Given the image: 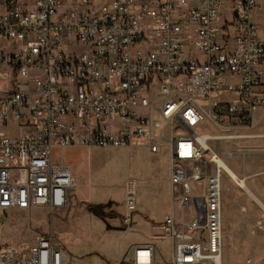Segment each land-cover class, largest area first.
<instances>
[{
    "label": "built area",
    "instance_id": "built-area-1",
    "mask_svg": "<svg viewBox=\"0 0 264 264\" xmlns=\"http://www.w3.org/2000/svg\"><path fill=\"white\" fill-rule=\"evenodd\" d=\"M258 7L0 0V236L16 211L52 216L67 206L76 180L60 151L145 148L169 157L173 207L160 228L171 257L158 263L157 246L142 243L131 246V258L106 264H224V184L234 179L223 163L252 160L264 141L256 125L264 111ZM225 143L235 149L219 152ZM140 185L124 184V230L133 226ZM0 264L75 263L46 232L33 244L0 243Z\"/></svg>",
    "mask_w": 264,
    "mask_h": 264
},
{
    "label": "rangeland",
    "instance_id": "rangeland-1",
    "mask_svg": "<svg viewBox=\"0 0 264 264\" xmlns=\"http://www.w3.org/2000/svg\"><path fill=\"white\" fill-rule=\"evenodd\" d=\"M259 3L253 23L264 41V0ZM256 125L259 133L264 134V111ZM11 137L14 138L12 134ZM252 143L241 148L249 149ZM254 147L257 154L252 160L243 156L227 163L240 177L249 178L257 196V192L264 196V155L260 154L264 151V141L255 143ZM217 149L221 152L235 147L225 143ZM58 156L61 163L72 167L76 184H80L70 192L67 206L55 210L52 216L43 208L16 211L5 221L1 244H33L36 234L53 232L57 243L67 249L75 264H106L125 257L131 246L152 239L157 246L158 263L171 257V241L163 237L159 223H151L149 217L145 220L151 223L153 230L135 218L137 225L122 231L127 180L141 181L137 195L140 208L145 204L143 209L158 220L171 212L172 199L167 185L169 163L165 151L153 155L145 148H79L70 153L60 151ZM224 189V264H246L248 259L264 264V211L234 181L226 179ZM92 192L98 195L97 200L91 199ZM88 207L99 209V215L97 211L96 215L90 212ZM194 213L195 208L185 211L189 220ZM180 214L177 209V215Z\"/></svg>",
    "mask_w": 264,
    "mask_h": 264
},
{
    "label": "crops",
    "instance_id": "crops-1",
    "mask_svg": "<svg viewBox=\"0 0 264 264\" xmlns=\"http://www.w3.org/2000/svg\"><path fill=\"white\" fill-rule=\"evenodd\" d=\"M258 4H259V6H260V3H259V0H258ZM259 8V7H258ZM255 13H257V10L254 12V14ZM254 16V15H253ZM74 149H79V148H71V149H67V150H65L66 152H68V153H70V152H73L74 151ZM167 160H168V163H169V157H168V155H167ZM73 173H74V171H73ZM169 178H170V163H169ZM169 178H168V181H167V185H168V189L170 188V185H169ZM76 180V179H75ZM78 182H81V181H79V179H78ZM141 182V181H140ZM126 183V182H125ZM124 183V184H125ZM78 185H80L79 183L78 184H76V187L78 186ZM82 188V187H81ZM80 190H78V192H79ZM93 193V192H92ZM124 193H125V191H124ZM170 193H171V191H170ZM80 195H82V194H80ZM81 198H83V197H81ZM91 199H96L97 200V196H96V194L95 193H93V196H91ZM171 199H172V197H171ZM84 200L85 201H87V202H90L89 200H87L86 198H84ZM93 202V201H92ZM145 207V204H142V208H140V206H139V203H138V210H137V213H136V215H135V217H134V221H135V218H136V220L139 218L140 220H142V224H143V226L144 227H148V228H150V229H154L152 226H151V223L153 222V223H159V225L161 226V224L163 223V221H164V219H165V217L168 215V214H170L171 212H169V213H166L165 214V216H164V218L162 219V220H158L155 216H153L151 213H149L148 211H146V210H144L143 208ZM172 207H173V201H172ZM171 211H172V208H171ZM124 213H125V211H124V209H123V213H122V215H124ZM138 215V216H137ZM145 217H149L150 218V221H151V223H149V222H147L145 219ZM136 226L137 225V223H135V222H133V226ZM131 229V228H130ZM129 230V229H128ZM128 230H126V231H128ZM144 243H153V240L152 239H147V240H145L144 241ZM132 257V254L131 253H128L127 254V258L129 259V258H131Z\"/></svg>",
    "mask_w": 264,
    "mask_h": 264
},
{
    "label": "bare ground",
    "instance_id": "bare-ground-1",
    "mask_svg": "<svg viewBox=\"0 0 264 264\" xmlns=\"http://www.w3.org/2000/svg\"><path fill=\"white\" fill-rule=\"evenodd\" d=\"M223 165L227 168L228 173L233 177L236 184L239 185V187L246 192V194L251 197L257 205L264 211V196H262L259 192L257 196L254 192V189L252 187V184L245 182L242 177H240L228 164ZM76 186V185H75ZM255 188V187H254ZM94 193V192H93ZM96 194V193H95ZM138 195V192H137ZM98 197V195H97ZM138 198V197H137ZM226 220V219H225ZM224 220V221H225ZM253 260V259H252ZM254 261V260H253Z\"/></svg>",
    "mask_w": 264,
    "mask_h": 264
},
{
    "label": "trees",
    "instance_id": "trees-1",
    "mask_svg": "<svg viewBox=\"0 0 264 264\" xmlns=\"http://www.w3.org/2000/svg\"><path fill=\"white\" fill-rule=\"evenodd\" d=\"M88 210H89L90 212H93V211L95 210V208H94V207H88Z\"/></svg>",
    "mask_w": 264,
    "mask_h": 264
},
{
    "label": "water",
    "instance_id": "water-1",
    "mask_svg": "<svg viewBox=\"0 0 264 264\" xmlns=\"http://www.w3.org/2000/svg\"><path fill=\"white\" fill-rule=\"evenodd\" d=\"M93 214H95L96 215V212H94ZM99 217V216H98ZM101 218V217H100ZM102 220H104L105 221V219L104 218H101ZM122 231H124V229H122Z\"/></svg>",
    "mask_w": 264,
    "mask_h": 264
},
{
    "label": "flooded vegetation",
    "instance_id": "flooded-vegetation-1",
    "mask_svg": "<svg viewBox=\"0 0 264 264\" xmlns=\"http://www.w3.org/2000/svg\"><path fill=\"white\" fill-rule=\"evenodd\" d=\"M95 211H97L96 209L92 212V213H94ZM99 212V209H98V211H97V213ZM98 215H99V213H98Z\"/></svg>",
    "mask_w": 264,
    "mask_h": 264
}]
</instances>
